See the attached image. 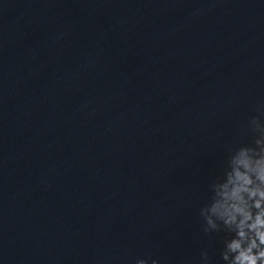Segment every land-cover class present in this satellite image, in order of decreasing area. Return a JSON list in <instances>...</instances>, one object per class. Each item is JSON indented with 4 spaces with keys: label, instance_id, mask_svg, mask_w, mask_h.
<instances>
[{
    "label": "water",
    "instance_id": "95a60500",
    "mask_svg": "<svg viewBox=\"0 0 264 264\" xmlns=\"http://www.w3.org/2000/svg\"><path fill=\"white\" fill-rule=\"evenodd\" d=\"M259 106L264 0H0V264H223Z\"/></svg>",
    "mask_w": 264,
    "mask_h": 264
},
{
    "label": "clouds",
    "instance_id": "9594fccd",
    "mask_svg": "<svg viewBox=\"0 0 264 264\" xmlns=\"http://www.w3.org/2000/svg\"><path fill=\"white\" fill-rule=\"evenodd\" d=\"M256 111L264 115V106ZM248 130L252 144L226 146L222 173L208 186L209 203L200 209L204 234H225L223 264H264V123L253 117ZM200 259L201 264H212L207 251ZM136 264L148 261L138 259Z\"/></svg>",
    "mask_w": 264,
    "mask_h": 264
}]
</instances>
